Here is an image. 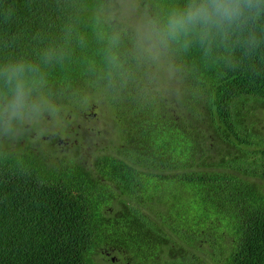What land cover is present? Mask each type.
Here are the masks:
<instances>
[{
	"label": "trees",
	"instance_id": "1",
	"mask_svg": "<svg viewBox=\"0 0 264 264\" xmlns=\"http://www.w3.org/2000/svg\"><path fill=\"white\" fill-rule=\"evenodd\" d=\"M183 3L0 0V65L45 77L7 131L39 117L41 135L65 138L67 115L93 109L84 123L111 135L4 148L0 121V264H100L105 251L113 264H264V11L227 35L144 42Z\"/></svg>",
	"mask_w": 264,
	"mask_h": 264
},
{
	"label": "clouds",
	"instance_id": "2",
	"mask_svg": "<svg viewBox=\"0 0 264 264\" xmlns=\"http://www.w3.org/2000/svg\"><path fill=\"white\" fill-rule=\"evenodd\" d=\"M264 0H184L173 6L163 21L152 22L142 39L148 44H167L182 37L227 35L259 18ZM39 65L24 59L0 65V121L6 125L22 118L26 110H35L33 93L44 84Z\"/></svg>",
	"mask_w": 264,
	"mask_h": 264
},
{
	"label": "flooded vegetation",
	"instance_id": "3",
	"mask_svg": "<svg viewBox=\"0 0 264 264\" xmlns=\"http://www.w3.org/2000/svg\"><path fill=\"white\" fill-rule=\"evenodd\" d=\"M75 111H77V110H72V112L69 113L67 115V117L65 118V122L70 123L71 125H73L72 128H71V131L69 133L70 136L65 137V138L61 137V138H59L57 140H53L51 138V136H54V134H53V131H51V130L48 132V135H41L42 134V130L45 129L46 127H48V125L42 123V120H39L41 118L37 117L39 121H37L36 123H35V121H30V122H27V123L24 124V126H28V127L31 126L30 129L32 131V134H31V136H30L29 139L30 140H34V141L36 140L39 144H41L42 143L41 141L47 142L45 139H48L49 140L51 138L52 139L51 141L54 144L58 143V144H56V146L58 147V149H61L63 147H66V148H68V151H69L71 148H76V146L78 145V143L80 141L79 140L80 131H79L78 134H75L74 135V132H76V129L74 128V125L79 130L82 129V128H86V131L85 132L88 134V136L94 134V136L96 138L98 136V133L101 130H98V128L95 127V126H92V125H86V126H84V124H83L86 121V117L90 116L91 114H93L95 116L96 115V112L93 109H89V110H85V111H82V112H79L78 111L77 113H81V114H76ZM90 121H94V120H90ZM100 122H101L99 124L100 129L101 128L103 129V127H105L103 125L104 123L101 120H100ZM32 124H34V125H32ZM86 137L87 136H85L83 138H86ZM79 149H83V150H85L87 152V151L94 150L95 147L90 146V145H85V146L83 145ZM116 252H117V250H116ZM105 256L107 258H110L111 261H114L115 258H116L113 255V252L112 251H105Z\"/></svg>",
	"mask_w": 264,
	"mask_h": 264
},
{
	"label": "rangeland",
	"instance_id": "4",
	"mask_svg": "<svg viewBox=\"0 0 264 264\" xmlns=\"http://www.w3.org/2000/svg\"><path fill=\"white\" fill-rule=\"evenodd\" d=\"M91 112H92V111H91ZM49 113L52 114V111L50 110ZM90 116H94V115L91 114ZM90 118H91V119H94V121H89V122H87V123H83L84 126H86V125H92V126L97 127L98 130H101V131L98 133V136L95 138V141H96V146L99 145V144L104 145L108 140L111 139V135H110L109 127H108V125H107L108 123H107V124H103L105 127H103V129H102V128L100 129L99 124H100L101 122H100V120L98 119V116H96L95 118H93V117H90ZM37 121H39L38 118L35 119V123H36ZM26 123H27V122H26ZM4 125L6 126V129H4V130L1 132V135H2V137H3L4 140H5L4 148L10 147L9 145H12L13 147L19 146V145H21V144H17V143H18V141H16V140L18 139L17 136L19 137V139H21L20 137L23 136V137L27 138V141H28V139L30 138V136H31V134H32V131H31V129H30L31 126H30V127H28V126H24V130H23V131L17 129L16 132L9 133V132L7 131V129H8V127H10V126L7 127V125H6L5 123H4ZM32 125H34V124H32ZM85 131H86V128H82V129H80V133H81V135H79V139H80V137H81V139H82L83 137L88 136V134H87ZM19 134H20V136H19ZM6 139H7V140H6ZM172 192H173V191H172ZM175 195H177V197H176L177 203L183 200V197H182V193H181V191H179V190L174 191V192H173V196H175ZM186 198H187V196H186ZM113 255H115V254H113ZM117 255L121 258V255H119V254H117ZM117 255H115V256L118 257ZM105 257H106V256L101 257L100 255L96 256V258H97V260H98V262H99L100 264H102V263L104 264V262H106L105 264H113V263H110V262H111L110 258H107V257L105 258ZM104 258L106 259V261H104ZM107 260L110 261V262L107 263ZM114 264H117V263H114ZM119 264H121V263H119Z\"/></svg>",
	"mask_w": 264,
	"mask_h": 264
}]
</instances>
